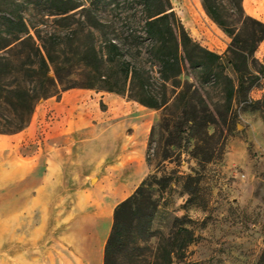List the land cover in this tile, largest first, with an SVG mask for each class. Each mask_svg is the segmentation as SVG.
<instances>
[{
	"label": "rangeland",
	"instance_id": "1",
	"mask_svg": "<svg viewBox=\"0 0 264 264\" xmlns=\"http://www.w3.org/2000/svg\"><path fill=\"white\" fill-rule=\"evenodd\" d=\"M126 1L101 10L105 18L119 20V30L126 25L120 19L139 8ZM221 1L230 14L236 12ZM171 2L192 39L224 57L238 88L226 58L231 38L201 0ZM44 10L43 3L28 5L25 15L45 29ZM244 10L264 23V0H246ZM59 30L65 35L71 29ZM255 58L259 71L264 40ZM146 68L156 70L149 61ZM197 78L186 66L181 79L199 87L192 99L198 114L203 99L219 119L207 129L186 131L182 104L151 109L115 93L72 89L41 101L23 132L0 135V264H104L115 209L143 182L135 208L140 231L152 215V236L139 241L140 249L125 252L121 264H165V253L157 252L160 239L177 237L182 228L195 242L181 249L173 264H259L264 78H249L229 111L222 91ZM191 108L188 116H194Z\"/></svg>",
	"mask_w": 264,
	"mask_h": 264
},
{
	"label": "trees",
	"instance_id": "2",
	"mask_svg": "<svg viewBox=\"0 0 264 264\" xmlns=\"http://www.w3.org/2000/svg\"><path fill=\"white\" fill-rule=\"evenodd\" d=\"M201 1L210 19L231 38L226 58L237 74L238 88L227 74L224 57L192 39L171 0H127L125 4L139 8L120 19L126 24L121 30L119 20L101 14L107 7H120V0H0V135L23 132L41 101L72 89L115 93L151 109L182 104L185 114L180 119L189 132L218 124L203 99L205 108L198 114L192 99L199 87L182 81L185 67L202 85L219 88L229 111L249 78H264L263 66L254 70L264 23L246 15L244 0H226L236 10L233 14L221 0ZM42 3L45 29L25 15L28 5ZM62 25L71 29L65 35L59 30ZM147 61L156 67L154 72L147 70ZM190 108L194 116H188ZM144 184L116 207L104 264H121L125 252L140 249L139 241L152 236V215L140 231L135 208ZM193 242L191 231L182 228L177 237H162L157 252L165 253V264H173V257ZM259 264H264V253Z\"/></svg>",
	"mask_w": 264,
	"mask_h": 264
},
{
	"label": "crops",
	"instance_id": "3",
	"mask_svg": "<svg viewBox=\"0 0 264 264\" xmlns=\"http://www.w3.org/2000/svg\"><path fill=\"white\" fill-rule=\"evenodd\" d=\"M243 6H244L245 9H246V0H244V2H243ZM250 15H251V16H254L253 13H251ZM47 169H48V168H47Z\"/></svg>",
	"mask_w": 264,
	"mask_h": 264
}]
</instances>
